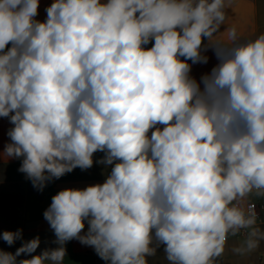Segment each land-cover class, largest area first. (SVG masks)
<instances>
[{"label":"clouds","instance_id":"1","mask_svg":"<svg viewBox=\"0 0 264 264\" xmlns=\"http://www.w3.org/2000/svg\"><path fill=\"white\" fill-rule=\"evenodd\" d=\"M232 0H0V158L33 188L102 165L43 217L57 245L0 232V264H64L66 243L105 264H217L264 242V32L225 27ZM216 63L197 79L193 66ZM96 153H103L94 159ZM25 256L29 258L18 259Z\"/></svg>","mask_w":264,"mask_h":264},{"label":"crops","instance_id":"2","mask_svg":"<svg viewBox=\"0 0 264 264\" xmlns=\"http://www.w3.org/2000/svg\"><path fill=\"white\" fill-rule=\"evenodd\" d=\"M51 2L52 0H41L37 19L41 21L45 19L46 13L44 10ZM227 16L228 20L225 27L235 25L243 38H251L264 32V0H232L230 7L227 9ZM207 55L210 57L207 65L193 66L192 74L197 79L202 73L210 71L216 63L211 51ZM10 127L11 125L7 119L0 118V151H2L4 144L8 142L7 131ZM102 155L103 153H96L94 159H99ZM19 166V160L0 158V183L10 186L16 185L20 188L23 195L21 216L16 224L14 222V225L23 230L24 240H30L36 236L40 237L41 244L36 253L38 254L46 248L57 247L54 243L55 236L43 217V212L50 205L52 196L63 188H84L90 184L102 183L105 179V170L102 165L97 164L85 171L77 168L62 178L50 182L41 192L34 189L25 175L18 171ZM248 202L264 204V197L253 195ZM10 212L9 205L0 204V232L10 231ZM261 222H264V211L262 212ZM242 239L243 235L231 237L224 255L218 258L217 264H264V242H261V246L256 251L248 255L241 256L233 251V248L239 246ZM21 243L22 241L17 240L13 246L9 247L0 240V249L14 253L21 246ZM65 247L64 264H105L91 247L82 245L77 240L67 242ZM24 258L29 257H18V259ZM150 264H166L162 249L158 252L157 257L150 258Z\"/></svg>","mask_w":264,"mask_h":264},{"label":"rangeland","instance_id":"3","mask_svg":"<svg viewBox=\"0 0 264 264\" xmlns=\"http://www.w3.org/2000/svg\"><path fill=\"white\" fill-rule=\"evenodd\" d=\"M22 197V192L18 186L5 185L2 182L0 183V204L9 205L11 211L10 231H16L18 229L17 225H14V222L16 224L21 216ZM13 219H15V221H13Z\"/></svg>","mask_w":264,"mask_h":264},{"label":"built area","instance_id":"4","mask_svg":"<svg viewBox=\"0 0 264 264\" xmlns=\"http://www.w3.org/2000/svg\"><path fill=\"white\" fill-rule=\"evenodd\" d=\"M251 206L254 207L255 211L257 212L260 221L262 220V212L264 211V204L256 203V202H248ZM243 235V234H240Z\"/></svg>","mask_w":264,"mask_h":264}]
</instances>
